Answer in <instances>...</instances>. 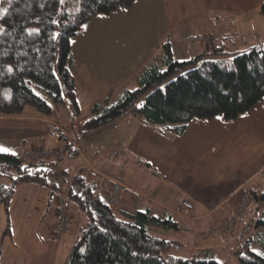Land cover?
I'll return each mask as SVG.
<instances>
[{"label": "crops", "instance_id": "crops-1", "mask_svg": "<svg viewBox=\"0 0 264 264\" xmlns=\"http://www.w3.org/2000/svg\"><path fill=\"white\" fill-rule=\"evenodd\" d=\"M263 1L135 0L129 7L93 16L71 43L79 114L60 118L63 123H58V119L54 122L66 127L73 121L72 126L81 131L79 124L93 113L94 104L107 103L122 87H135L136 73L159 51L164 39L169 40L173 56L178 60L201 55L197 64L202 60L229 58L235 51L262 44L264 15L259 6ZM206 35L211 36L210 40L204 38ZM3 118L26 120L31 125L39 120L51 122L27 115L23 118L0 116ZM97 131L100 140L108 144L104 156L106 154V161H110L113 168L108 171L121 176L129 188L122 205L115 206L117 212L147 209L159 215L164 210L169 211L178 222L185 221L182 228L192 235L195 248L207 250L210 255L233 236L242 221L224 237H206V229L222 222L227 210L246 192H259L264 188V96L235 119L220 115L194 117L179 134L163 125L146 124L130 111L85 134ZM60 134H57L59 142L64 141L65 148L76 151L74 133L66 140L65 135L60 138ZM16 147L17 144L9 151ZM98 152L99 149L93 147V155ZM112 153L114 157L110 158ZM85 157L83 154L75 167L82 164ZM107 185L106 181L100 183L102 197ZM144 187L149 189V197L135 203L133 190ZM184 198L194 203L191 216L176 211ZM75 207L79 215L85 217L79 206L75 204ZM70 208L71 222L57 241L62 249L61 264L79 235L68 233L76 226L75 214ZM3 212L4 208L0 213V234L5 225ZM50 219L54 229V211ZM84 225L82 221L80 228ZM160 232L171 237L172 230ZM3 245L4 239L0 238V264ZM14 246L7 252L12 257L10 264L24 260L15 239ZM32 253L30 251L29 257L33 260L39 258V252Z\"/></svg>", "mask_w": 264, "mask_h": 264}, {"label": "trees", "instance_id": "trees-1", "mask_svg": "<svg viewBox=\"0 0 264 264\" xmlns=\"http://www.w3.org/2000/svg\"><path fill=\"white\" fill-rule=\"evenodd\" d=\"M135 0H79L73 11L69 0H2L0 8V115H20L31 105L44 115L54 103L64 102L63 93L79 114L72 40L84 23L97 14L129 7ZM264 15V1L259 6ZM189 60L173 56L169 40L136 73L135 87H122L104 104H94L93 113L81 124L88 132L118 118L126 111L146 124L163 125L181 133L194 118L220 115L235 119L264 96V42L229 58ZM229 62H226L228 61ZM106 100V99H105ZM13 151H0V206L5 210L1 238L10 232L8 206L21 183L47 185L50 168L45 159H22ZM68 196L83 211L86 222L64 264H224L215 254L184 258L165 251L179 244L160 231L179 229L169 211L159 215L147 209L114 212L96 193L95 185L74 175ZM264 202V188L252 192ZM226 218V217H225ZM264 224V219L258 221ZM243 264H264V256L248 251L240 254Z\"/></svg>", "mask_w": 264, "mask_h": 264}, {"label": "rangeland", "instance_id": "rangeland-1", "mask_svg": "<svg viewBox=\"0 0 264 264\" xmlns=\"http://www.w3.org/2000/svg\"><path fill=\"white\" fill-rule=\"evenodd\" d=\"M1 1L2 0H0V8ZM68 6L72 8L73 11H76L79 8V0H69ZM204 38L206 40H210L211 36L206 35ZM226 62H229V60ZM37 92L55 107L56 110L54 109V112L51 115L37 113L34 106L26 105L24 108L25 110L22 111L20 115L0 116L23 118L27 115L39 118L41 117L45 120L46 118L51 120L50 123L52 124L39 120L34 125H31V123L26 122V120H12L6 118L0 119V148L7 149L9 151L10 148L17 144L18 147L15 149H27L29 147L47 150L51 148H58L62 150V154L59 157H52L48 159H31H45L49 162L48 168L50 169L45 174V181L48 186L35 183H21L16 186L15 192L8 206L7 214L11 230L9 233H5L3 238L4 245L1 246V264H10L9 262L10 259L12 260V257H10L7 252H9V250H13L12 248L15 247L14 239L20 248L19 251L21 252H19V254L24 259L18 264H61L62 249L61 245L57 244L59 237L55 235L50 219L52 211H55L56 209L58 194L60 191L67 189L66 187L68 186L67 183L70 176L72 175V179L76 173L77 167L80 165L100 167L112 176H117L108 171V169H113L109 163L110 161H106V154L104 156V153L108 148V144L107 142L100 140L98 131L95 132V134H85V131H77L76 128L72 126L73 121H70L66 127L54 122L58 119V123H63V119L60 120V118H66L71 114H75L74 108L65 94L63 93L64 102L54 103L44 92L38 89ZM79 103L81 111H84L85 107H83L82 102L79 101ZM58 132L61 133L60 138L65 135L66 138H64V140L68 139L70 133H74V137L72 138L76 143V151L65 148L66 146L64 141L59 142L57 139ZM49 138L50 141H48ZM93 147L97 150L99 149V152L94 155ZM83 154L87 156L85 157L86 159L84 158V162L75 167V163L79 162L80 157L83 158ZM113 157L114 153L111 154L110 158ZM116 170L120 172L119 169L116 168ZM101 181H106L109 185V180L107 178H102L98 182L99 190H101ZM0 182L8 183L9 179L1 176ZM123 202L124 199L121 203L115 206H121ZM115 206H112V208L114 212H117ZM70 207L71 212L73 213L74 211L75 214L76 226L72 227L68 233L70 232L72 235L76 236L80 233L81 222L83 221V223H85L86 221L85 217L79 215L77 212L75 204H71ZM3 208L4 207L1 205L0 213ZM228 211L229 210H227V212ZM3 214L5 215V212H3ZM261 219H264V202L253 200V196H251L249 205L243 212L241 219L238 221H242L241 225L239 224V228L236 229L237 222L232 230L226 231L223 234H209L208 229L220 224V222L218 224L211 225L206 229L204 235L206 237H224V234L227 232H233L236 229L233 236H230V238L226 240L227 242L222 244L221 248L213 249L211 253L215 254L216 258L224 264H243L240 260V254H247L248 251L264 256V224L258 223ZM0 223H2V220H0ZM179 223V229L171 232V237L176 238L179 241V244L171 246L165 251V253L182 256L184 258H191L193 256L200 255L209 256L210 253H206L207 250H197V248H195L192 235L189 234L188 230H184L182 228V223H185V221L180 220ZM1 235L2 234H0V238ZM79 237L77 236L76 238L78 239ZM30 251L33 252L32 254H34V252H39V258L33 260V257H29V255L31 256Z\"/></svg>", "mask_w": 264, "mask_h": 264}, {"label": "built area", "instance_id": "built-area-1", "mask_svg": "<svg viewBox=\"0 0 264 264\" xmlns=\"http://www.w3.org/2000/svg\"><path fill=\"white\" fill-rule=\"evenodd\" d=\"M15 156L22 159L33 158H52L59 157L62 154V150L58 148L51 149H34V148H20L15 149ZM75 175L82 176L89 182L94 183L96 193L99 192L98 182L102 178L109 180V185L103 195V199L111 206H115L121 203L124 199V194L129 189L123 179L119 176H112L100 167H93L90 165H80L76 169ZM135 203H141L144 199L149 197V189L147 187L133 190ZM252 192L248 191L242 198L227 212L226 218L218 225L208 229L209 234H223L226 231L232 230L235 224L241 219L243 212L247 208L250 202ZM71 201L68 196L67 189L60 191L56 200L55 225L54 232L57 237H61L67 230L71 217L69 214V208ZM176 211L183 216H191L194 211V203L184 198L178 203Z\"/></svg>", "mask_w": 264, "mask_h": 264}, {"label": "snow or ice", "instance_id": "snow-or-ice-1", "mask_svg": "<svg viewBox=\"0 0 264 264\" xmlns=\"http://www.w3.org/2000/svg\"><path fill=\"white\" fill-rule=\"evenodd\" d=\"M0 151H5V152H6V151H8V150H7V149L0 148Z\"/></svg>", "mask_w": 264, "mask_h": 264}]
</instances>
